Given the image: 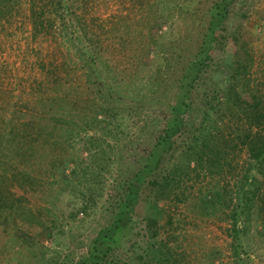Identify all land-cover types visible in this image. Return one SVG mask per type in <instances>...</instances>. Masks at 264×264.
<instances>
[{"label":"trees","instance_id":"16d2710c","mask_svg":"<svg viewBox=\"0 0 264 264\" xmlns=\"http://www.w3.org/2000/svg\"><path fill=\"white\" fill-rule=\"evenodd\" d=\"M129 1L131 8L127 12L121 11L106 20L88 17L93 0L31 1L33 39L40 46L43 39L53 33L65 41V46L68 42L67 52L62 49L61 61L57 57L52 61L44 60L45 51L38 52V64L50 78V86L43 88L37 98H29L21 105L16 103L11 127L0 136V238L9 230H15L14 234L24 238L16 219L28 217L29 200L39 187L42 191L51 190L52 201L69 195L72 200L83 198L88 202L84 184L90 175L103 190L100 171L106 170V147H101L99 140L102 138L90 135L79 138V132L104 121V130H112L117 140H132L128 135L136 126L145 131L149 137L148 150L139 157L136 168L126 166L125 171H121L123 176L115 178L116 194L108 223L91 239L86 253L66 264H178L183 251L179 252L170 238H156L162 228L171 226L167 224L169 220L159 224V218L165 214L163 202L172 194L175 196L190 175L200 177L203 169L220 172L224 164H231L229 156L242 150L249 160L241 179L243 203L232 206L229 211L232 221L229 230L234 264H256L247 252L245 257L241 256L239 237L242 232L248 233L253 216L264 226V90L261 88L264 83L259 80L250 83L248 76L253 56L249 47H253V42L245 40L242 34V20H247L251 11L247 7L255 1L211 0L205 12L207 19L198 31L195 28L199 22L188 14L192 12L188 4L191 0ZM197 12L198 9L193 14ZM161 17L166 18L168 25L161 34L146 31ZM233 19L236 25L231 29L227 23ZM263 20L264 11L260 19L262 25ZM195 34V50L182 57L180 53L186 41ZM83 38L86 45L81 43ZM112 48L129 55V61L135 64L134 73L124 74L119 79L111 64ZM73 51L77 59H72ZM150 51L154 53L151 59ZM218 52L222 61L225 56L230 58L229 79L224 87L214 81L207 86L209 70L219 65V61H215ZM171 70L172 77L177 75L173 81L171 76L166 79ZM82 78H86V83ZM78 81H82L85 95L95 92L96 97L87 109L91 113L85 112L81 118L85 127L76 122L79 112L75 114L74 106L66 103L68 96L83 97L78 92L82 87ZM125 98L131 100L125 102L130 104L129 108L121 104ZM158 104L166 109L161 120L154 110ZM137 106L149 109L143 111L146 116L141 124L133 118L139 113ZM194 115H202L199 124L193 120ZM73 122L75 125L70 127ZM81 142H88L90 154L86 159L89 165L84 164L82 147H78ZM36 143L54 146L49 165L42 160L47 150L44 147L36 149ZM22 158L41 160V168H44L39 169V173L48 181L34 178L22 165ZM71 159L74 161L69 165ZM89 166L98 171L92 169L88 173ZM71 167L80 168L87 177L75 180L72 173H67ZM53 187L60 189L54 196ZM209 190H204L200 197L199 207L204 214L217 213L227 204L230 192L223 186L213 188L216 193L212 198ZM45 194L48 193L43 196ZM140 199L146 200L153 211L145 216L146 228L135 232V208ZM256 201L260 203L254 212ZM87 210L88 204L83 203L71 214ZM167 216L172 217L170 213ZM218 254L215 248L211 249L205 255L206 262L215 264Z\"/></svg>","mask_w":264,"mask_h":264},{"label":"rangeland","instance_id":"374dc122","mask_svg":"<svg viewBox=\"0 0 264 264\" xmlns=\"http://www.w3.org/2000/svg\"><path fill=\"white\" fill-rule=\"evenodd\" d=\"M31 1L12 0L10 2V0H5L3 3L0 1V11L1 8L3 10L0 12V136L11 127L15 104L21 105V103H26L29 98H32L31 100L37 98L41 94L40 91H44L43 88L50 83V78L38 64V52L40 50H44L45 53L48 52V54L44 53L43 56V59L47 61L50 59L52 61L55 57H57L58 61H61L62 49H64L65 53L67 52L68 42H66L65 46V41L63 42L53 33L48 34L46 40L43 39V45L40 46L33 39L32 21L30 18ZM252 1L255 2L247 7L251 10L249 11L247 20H242L244 39H250L253 42V47H249V52L253 56L248 76L251 79V84L258 80L264 83V25L260 24L262 12L264 11V0ZM210 3L211 0H191V2H188L192 11L188 13L189 16L196 17L197 22H199V25L195 28L197 31L201 29L202 23L207 19L205 12ZM129 8H131L129 0H93V6L89 9L87 15L88 17L92 16L106 20L121 11L123 13L127 12ZM196 9H198V12L194 15L193 11ZM151 25L150 29L147 28L146 31L150 30L151 33L157 35L161 34L168 26L165 17H161ZM235 25V19L227 23V26L231 29ZM195 37L196 34L192 36L191 40L186 41L185 48L180 53L183 54L182 57L185 58L186 55H191L190 52L195 50V46L197 45L194 42ZM81 43L82 45H86V39L83 38ZM110 53L112 67L114 68V72L118 73L119 79L124 74L129 75L131 72L134 73L135 64L133 65V62L129 61L131 59L129 55L119 53L114 48H112V52ZM219 53L215 54V61H219V65L216 69L209 70L207 86L214 81L221 87H224L227 84L226 81L229 79L228 75L231 70L230 58L225 56L222 61L221 58H218ZM153 55V51H150L149 58H153ZM71 56L72 59L78 58L76 51H73ZM181 63H178V65L180 66ZM173 75V71H169L166 79ZM81 77L82 75H80ZM176 78L177 75L172 77V81ZM82 80L85 83L87 81L86 78H82ZM78 82L80 86L82 85L78 92L83 97L80 98L79 96V99H75L74 95L68 96L66 103L74 106L75 114L79 112L76 115L80 117H77L76 122L79 123V126L85 127L86 125L81 123V118L85 112L91 113L87 109L92 106L91 103L96 100V97L95 92L85 95L82 81ZM40 86L43 87L41 88ZM261 88L264 90V84ZM144 92H146V89ZM199 92L201 93L202 90H199ZM130 101L125 98V100H121V104L129 108L130 104H125V102L129 103ZM76 103L79 105H76ZM137 107L140 111L137 110L139 113H137V116L134 114L133 118L138 119L139 124H141L140 121L146 114L143 111L149 109L147 107L145 109L144 106ZM154 110L157 112V115H160L159 119L161 120L166 110L164 106H155ZM193 120L199 124L202 120V115H194ZM225 120L231 125L229 118L227 119L226 117ZM74 125L73 122L69 126L73 127ZM105 125L106 122L102 121L99 122V125H93L87 128L86 131L81 130L79 132V138L81 136L87 137L88 135L102 138V140H99L101 147H106V156H104L106 170L100 171L104 179L103 190L96 183V179L89 175L84 184L86 191L85 198L88 202L83 200V198L81 200L79 196L80 199L75 201V199H70L69 195H65L59 201L53 200L56 203V206H54L55 203H53L50 197L51 190L46 189L42 191V187H39L29 200L31 209L28 210V217L16 219L17 227H19L18 230L24 235V238H19L14 234L15 230L13 232L9 230L7 235H3V238H0V264L73 263L88 251L91 239L109 221V216L111 215L110 209L116 194L114 184L116 179L123 176L121 171H125L126 166L128 169L136 168L135 166L139 157L141 158L145 155L148 150L149 137L145 131H141L137 126L132 129L131 135H128L131 136L130 139H133L124 138L125 141H122L116 139L112 130H104L103 127ZM87 143L81 142L78 146L82 147V157L87 162L84 161V164L89 163V160L86 159L88 154H90ZM42 144L39 143L38 145L36 143L35 148L44 147L48 151V153L45 151V158L42 160L49 165L53 153L51 150L54 149V146L52 144ZM56 151H60V149ZM229 157L230 160L228 161L231 164H224L222 171L218 172V170L214 169V172H210L207 169H203L200 171V177H195V174L190 175L191 177L187 178L186 183L177 190L176 195L172 194L171 197L163 202L165 214L159 218V224H166V221L169 220L167 224L170 223L171 226L169 229L162 228L156 238H170V243L179 252L183 251L184 255H179L180 262L178 264H204V261L205 264H209V261L208 263L206 262L205 255L213 248L219 251L218 256L214 259L215 264H234L233 247L231 244L232 233L229 230L232 221L228 213L232 206L243 203L244 193L240 188L242 186L241 179L249 160L246 152L243 150L242 152L237 151L233 153V156L230 155ZM73 161L74 159H71L69 165ZM41 163V160H35L34 158H22V165L32 172L34 178L41 177L45 181H48L47 177L39 173V169L44 168V166L41 168ZM95 165L98 167L97 164ZM90 166L88 173H90V170L96 169L94 167L91 169ZM45 167L47 168V166ZM67 173H72L75 180H80L84 176L85 178L87 177L80 168L77 170L72 167L68 168ZM221 186L228 188L230 191L226 199L227 204L219 208L217 213H202L199 203L200 197L203 196V191L210 189L208 193L210 197L214 198L216 192L213 191V188L220 189ZM60 189L62 190L61 186ZM60 189L57 190V188L53 187L52 195L54 196L55 192L60 191ZM262 192L264 193V190ZM43 193L48 194L43 196ZM83 203L88 204L87 211L83 213L76 212L74 215L71 214ZM259 203L260 201L254 203L252 208L254 212ZM152 211L153 208L146 200H139L135 208V212H137L135 216V232L146 228L147 221L145 216ZM167 213L172 215L171 219L167 216ZM260 222L259 218L253 216L248 224V233L244 234L242 232L239 234L242 243L240 250L242 251L241 254L243 253L241 256L245 257V253L247 252L248 257L256 264H264V226ZM241 225H243L242 221L241 223L239 222L240 227ZM46 228H48V231ZM29 241H31L30 244ZM122 252L125 253L124 251ZM259 259H262V261L259 262Z\"/></svg>","mask_w":264,"mask_h":264}]
</instances>
